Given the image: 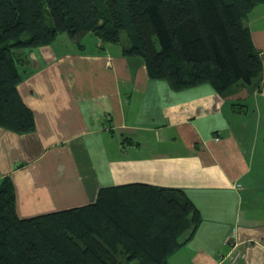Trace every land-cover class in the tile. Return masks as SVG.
Returning <instances> with one entry per match:
<instances>
[{
  "label": "crops",
  "instance_id": "0c3cea01",
  "mask_svg": "<svg viewBox=\"0 0 264 264\" xmlns=\"http://www.w3.org/2000/svg\"><path fill=\"white\" fill-rule=\"evenodd\" d=\"M247 25L263 52V4ZM82 44L58 35L25 50L17 89L35 127H0L17 215L92 203L105 186L178 187L201 221L169 264H264V52L260 90L224 97L208 83L173 90L117 44Z\"/></svg>",
  "mask_w": 264,
  "mask_h": 264
},
{
  "label": "trees",
  "instance_id": "16d2710c",
  "mask_svg": "<svg viewBox=\"0 0 264 264\" xmlns=\"http://www.w3.org/2000/svg\"><path fill=\"white\" fill-rule=\"evenodd\" d=\"M264 0H0V127L34 130L17 85L25 50L60 33L86 34L141 57L173 90L208 83L221 96L260 90L262 52L248 14ZM232 106L245 104L232 100ZM201 221L178 187L132 182L99 188L92 203L20 218L12 180L0 181V264H169Z\"/></svg>",
  "mask_w": 264,
  "mask_h": 264
},
{
  "label": "rangeland",
  "instance_id": "374dc122",
  "mask_svg": "<svg viewBox=\"0 0 264 264\" xmlns=\"http://www.w3.org/2000/svg\"><path fill=\"white\" fill-rule=\"evenodd\" d=\"M60 35H62V36H64V37H66V38H68L67 37V35L65 34V33H60L59 34V36ZM91 37H94L93 35H90V34H86L84 37H83V40H87L88 38H91ZM120 48V47H119ZM121 49V48H120ZM242 255V254H241Z\"/></svg>",
  "mask_w": 264,
  "mask_h": 264
},
{
  "label": "bare ground",
  "instance_id": "6f19581e",
  "mask_svg": "<svg viewBox=\"0 0 264 264\" xmlns=\"http://www.w3.org/2000/svg\"><path fill=\"white\" fill-rule=\"evenodd\" d=\"M260 51H261V50H260ZM261 52H262V51H261ZM263 52H264V51H263ZM263 52H262V53H263ZM119 54H120V53H119ZM262 56H263V55H262ZM262 68H263V67H262ZM262 72H263V71H262ZM262 75H263V74H262ZM203 85H204V84H203ZM211 88H212V87H211ZM89 203H90V202H89Z\"/></svg>",
  "mask_w": 264,
  "mask_h": 264
},
{
  "label": "built area",
  "instance_id": "2783aa9c",
  "mask_svg": "<svg viewBox=\"0 0 264 264\" xmlns=\"http://www.w3.org/2000/svg\"><path fill=\"white\" fill-rule=\"evenodd\" d=\"M217 140V138H215ZM243 256V255H242Z\"/></svg>",
  "mask_w": 264,
  "mask_h": 264
}]
</instances>
